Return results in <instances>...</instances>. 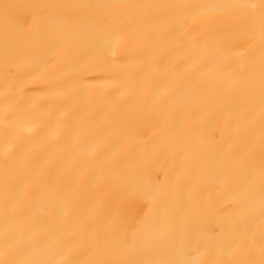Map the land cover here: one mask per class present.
Masks as SVG:
<instances>
[{"label": "bare ground", "instance_id": "obj_1", "mask_svg": "<svg viewBox=\"0 0 264 264\" xmlns=\"http://www.w3.org/2000/svg\"><path fill=\"white\" fill-rule=\"evenodd\" d=\"M224 2L0 0V259L264 264L259 25L191 19Z\"/></svg>", "mask_w": 264, "mask_h": 264}, {"label": "snow or ice", "instance_id": "obj_2", "mask_svg": "<svg viewBox=\"0 0 264 264\" xmlns=\"http://www.w3.org/2000/svg\"><path fill=\"white\" fill-rule=\"evenodd\" d=\"M8 5H5L7 8ZM49 7V6H38ZM190 7L197 11L192 16V22L195 25L217 22H232L235 27L228 37V43H239L241 40L250 37L259 25L260 40L262 51H264V0H259V3H243L241 0H225L222 4H202L191 5ZM120 45L117 43L116 48ZM260 72L262 83H264V54L261 56ZM262 151H264V138H262ZM240 164L245 173V179L240 185L242 190H248L251 187L252 170L249 167L247 154L241 156ZM261 195L264 201V158L261 162ZM10 246L12 248L11 256L5 259H0V264H76L74 261H53V260H38L31 258L32 248L35 246L32 243L17 240L14 233L7 234ZM261 251L264 253V239L261 242ZM7 256V254H6ZM112 264H133L129 261H116ZM156 264H171V262L161 261ZM181 264H195V262H181ZM239 264V262H235Z\"/></svg>", "mask_w": 264, "mask_h": 264}]
</instances>
